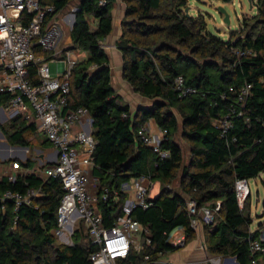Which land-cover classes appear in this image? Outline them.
I'll list each match as a JSON object with an SVG mask.
<instances>
[{"label":"trees","instance_id":"1","mask_svg":"<svg viewBox=\"0 0 264 264\" xmlns=\"http://www.w3.org/2000/svg\"><path fill=\"white\" fill-rule=\"evenodd\" d=\"M47 1L56 5L51 18L74 0ZM123 1L126 15L117 41L123 53V75L136 92L152 100L151 105L133 112L115 94L103 44L113 30L115 0L106 5L78 0L71 37L87 57L73 69L69 95L70 107H88L93 118L97 139L93 175L100 179V192L105 186L114 190L108 201H99L105 224L112 225L124 213L128 199L121 189L124 181L149 174L154 182L152 204L132 212L149 227L151 243L144 241L140 251L132 249L123 264H171L161 262V257L183 246L169 240L172 231L183 227L184 245L197 237L189 198L196 199L199 208L208 205L215 212L214 221L202 225L208 250L252 264L251 242L260 238L261 227L251 230V194L241 206L236 181L264 171V0H257V12L245 16L229 39L210 32L203 13L188 15L190 0ZM237 47L253 53L238 56L233 51ZM179 75L196 88L194 93L180 96L175 85ZM245 83L252 87L242 103L238 92ZM9 99L10 94L0 93V107H7ZM229 112L231 126L223 132L214 121ZM150 119L167 130L161 146L170 151L168 156L162 157L137 135ZM7 122L0 128L10 144L33 146L30 138L38 131L36 123L20 116ZM178 131L190 146L188 162L175 139ZM7 160H18L32 171L19 174L15 181L8 176L0 179V264H91L90 254L97 246L82 220L72 244L60 241L55 233L65 191L61 179L34 170L31 157ZM175 180L180 190L170 187ZM30 187H41L44 193L18 210L15 201L3 199L7 190L25 192Z\"/></svg>","mask_w":264,"mask_h":264},{"label":"built area","instance_id":"2","mask_svg":"<svg viewBox=\"0 0 264 264\" xmlns=\"http://www.w3.org/2000/svg\"><path fill=\"white\" fill-rule=\"evenodd\" d=\"M108 1L99 0V3L106 5ZM77 10L75 8L72 13L61 18L59 14L50 18L56 12L53 2L0 0V93L10 94L7 106L10 118L20 116L28 122L36 123L38 130L57 148V160L46 165L43 170L45 177L60 178L65 190L58 208L56 235L63 242L72 244L77 222L82 220L93 244L97 246L90 254L91 264H123L132 249L140 251L144 247L137 233L148 244L151 243L149 227L135 219L132 212L137 206L148 208L152 204L150 192L154 182L149 174L133 178V194L131 180L124 181L121 189L128 193L124 213L112 225L105 224L99 201L101 198L108 201L114 190L105 186L103 192H100V179L93 175L97 139L93 135V129L73 130L77 122L83 127L92 126L93 118L88 107L69 106L70 78L80 56L71 48L58 50L64 37L63 21L73 28V16ZM233 51L238 56L253 53L251 49L240 47ZM62 53L65 58L56 59ZM51 60L57 63L55 75L51 70ZM175 85L180 96L196 91L195 87L186 83L183 75L176 77ZM251 87L250 83L242 86L238 92L240 102L245 101ZM232 112L214 121L223 132L231 126ZM166 133L167 130L160 128L154 130L147 122L137 130L140 140L162 157L170 153L161 146ZM18 167L14 163L11 165L14 171H0V179L8 176L15 181L18 176L15 169ZM236 191L241 206H244L243 202L251 192L249 179H237ZM43 193L41 187H30L25 192L7 190L3 199L15 201V210H18L22 204H30ZM118 196L116 191L115 198ZM187 202L193 228L198 230L203 223L214 221L215 212L212 207L206 205L199 208L194 198H189ZM251 230L254 231L252 228ZM175 233H179L176 235L178 241L173 243L184 245L186 235L183 227L174 229L170 237ZM251 257L252 264H264V229L260 238L251 242ZM208 262L223 264L220 256L199 264Z\"/></svg>","mask_w":264,"mask_h":264},{"label":"rangeland","instance_id":"3","mask_svg":"<svg viewBox=\"0 0 264 264\" xmlns=\"http://www.w3.org/2000/svg\"><path fill=\"white\" fill-rule=\"evenodd\" d=\"M78 0L72 1V3L67 6L61 14H59L60 18L64 17L67 13H72L75 8H77ZM224 7L230 15V23H226L224 21V15L220 11V7ZM258 10L257 0H253V4L251 6L250 0H190V13L192 15H197L199 13H203L206 17L207 21V29L213 34L221 37L222 39H229L232 34L237 33L241 27L242 20L245 16H252ZM64 28V37L61 42L58 50H63L65 48H71L75 50L79 54H83V50L79 47H76V44L71 41H67V39L71 36L72 28L69 23L63 21ZM65 58L64 53L57 55L56 59ZM50 66L52 73L55 75L57 73V63L54 60L50 61ZM4 112L8 115L6 108L4 107ZM7 124V120L5 122H0ZM5 138L0 136V141ZM33 146L28 148V157H31L35 160L33 167L37 168L38 172L42 174L41 164L39 161V155L41 150L44 149L48 144L46 142L47 137L44 133L39 130L35 134H31V138ZM175 139L181 143L184 149L185 162H188L190 158V146L189 143L182 137V132L178 131ZM54 147V146H53ZM57 149L56 147H54ZM2 149V150H1ZM5 147L0 146V163L4 161L2 158ZM25 158L24 160H26ZM8 159V158H7ZM131 184L133 185L132 193L135 194V183L134 179H131ZM249 185L251 188V216L253 219L251 228L256 230L261 227V232L264 229V171L261 172L257 177L249 179ZM170 187L175 190H180L179 181L175 180ZM248 194V195H249ZM247 195V197H248ZM245 198V200L247 199ZM245 200L243 205H245ZM81 220L77 222L76 228L79 227V223ZM86 228V227H85ZM87 230V229H86ZM140 232V231H139ZM179 234V233H178ZM177 234H173L170 237V241L177 242L178 238ZM186 235V233H185ZM137 236L142 241H145L144 237H141L140 234L137 233ZM60 241L61 238L58 237ZM207 237L204 227H200L197 230V237L189 242L187 245L180 246L176 250L166 253L161 257V262L171 263V264H199L206 262L208 259H211L215 256L222 257L223 264H232L229 260L232 256H223V255H214L212 254L207 246Z\"/></svg>","mask_w":264,"mask_h":264},{"label":"crops","instance_id":"4","mask_svg":"<svg viewBox=\"0 0 264 264\" xmlns=\"http://www.w3.org/2000/svg\"><path fill=\"white\" fill-rule=\"evenodd\" d=\"M62 12V11H61ZM59 12L58 14H61ZM68 14V13H67ZM126 15V4L124 3L123 0H115L114 3V8H113V16H114V26L113 30L110 33L109 36L105 38L103 41L104 47L110 57V65L112 68V85L115 91V94H119L122 99L129 103L131 106V110L135 112L138 107L140 106H150L152 103V100L144 97L140 93L136 92L132 85L124 78L123 75V68H124V59H123V53L122 51L118 48L117 46V41L122 35V21ZM72 37L70 36L67 41H71ZM79 54V53H78ZM80 60L85 59L87 57V52L83 50V54H79ZM8 115L4 112V106H1L0 108V122H5L6 120L8 121L10 116H9V110L7 107H5ZM151 128L154 130H159V127L156 125L155 121L153 119H150L147 122ZM83 128L86 130H91L93 129L92 126H85L80 122H77L73 130L74 131H80ZM1 129V128H0ZM2 150V149H1ZM5 153H7V150L4 149ZM8 156L11 157L12 159H21L24 160L28 156V151L26 154H24L22 151L18 150H10L8 153ZM57 160V149L53 147L51 143H49L44 149L41 150V153L39 155V161L41 164L48 162L53 163ZM17 163L18 168L15 169L17 174H23L27 173L28 171H32L31 168H26L22 166L18 160H5L0 163V171L3 172H8L14 171L11 169V165ZM34 170H38L37 168H33ZM42 173L44 169H41ZM44 175V173H43ZM178 234V233H175Z\"/></svg>","mask_w":264,"mask_h":264},{"label":"water","instance_id":"5","mask_svg":"<svg viewBox=\"0 0 264 264\" xmlns=\"http://www.w3.org/2000/svg\"><path fill=\"white\" fill-rule=\"evenodd\" d=\"M251 2V6L253 4V0H250ZM186 11H187V14L190 15V7H187L186 8ZM220 11L223 13L224 15V21L226 23H230V15L229 13L227 12V10L224 8V7H220ZM76 22V12L74 13V16H73V26ZM1 108V107H0ZM0 136L5 138V134L3 133V131L0 129ZM0 146H3L5 147V149L7 150V153L3 152V155H2V158L3 159H11V157L8 156V153L10 152V150H18V151H22L24 154H26L27 150H28V146H21V145H12L10 144L6 139L0 141ZM5 151V150H4ZM229 260L231 261L232 264H240L235 257H230ZM207 264H212L210 262H208Z\"/></svg>","mask_w":264,"mask_h":264}]
</instances>
